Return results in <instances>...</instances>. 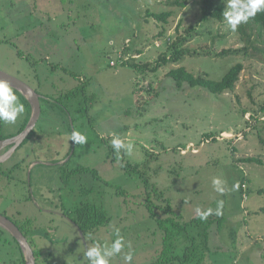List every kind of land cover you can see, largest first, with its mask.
Wrapping results in <instances>:
<instances>
[{"label": "rangeland", "instance_id": "1", "mask_svg": "<svg viewBox=\"0 0 264 264\" xmlns=\"http://www.w3.org/2000/svg\"><path fill=\"white\" fill-rule=\"evenodd\" d=\"M169 1L0 0V71L46 97L36 136L0 166L6 172L0 213L40 252L38 264H87L86 249L110 244L116 229L129 245L130 264H153L163 231L144 207L143 180L122 169L146 160L149 184L184 222L198 216L197 208L215 210L223 201L222 224L210 230L206 250H196L200 264H264V194L258 193L264 189V36L244 24L232 32L225 18L204 22L201 0H186L184 8ZM217 4L229 10L228 0ZM167 12L166 23L147 16ZM179 37L188 38L191 50L237 52L186 56L150 71ZM122 61L143 69L124 68ZM238 64V81L221 95L177 90L167 76L184 67L218 81ZM27 117L25 107L15 124L0 123V131L16 136ZM74 130L86 136L85 144L70 140ZM114 135L133 142L131 155L113 149ZM77 168L90 172L71 173ZM214 177L239 188L220 195ZM84 203L101 206L110 218L85 236L73 222ZM3 231L0 264H20ZM111 264L129 262L122 253Z\"/></svg>", "mask_w": 264, "mask_h": 264}, {"label": "trees", "instance_id": "2", "mask_svg": "<svg viewBox=\"0 0 264 264\" xmlns=\"http://www.w3.org/2000/svg\"><path fill=\"white\" fill-rule=\"evenodd\" d=\"M219 0H201V18L204 22L210 20H217L219 22L223 21L225 18V9L222 4H217ZM169 6L184 8L186 6V0H171L168 2ZM147 16L155 19L157 22L166 23L167 19L171 16L170 12L167 13H150ZM246 26L257 27L258 34L264 36V12L257 13L253 18H250L247 23H243ZM243 27V25L241 24ZM244 28V27H243ZM190 30H186V34L190 37ZM188 41L187 37H179L171 46L168 48L167 56L163 55L154 64L153 68L150 69L152 72H156L161 66L168 64H180L182 59L186 56H201V55H213L214 57H225L236 53L237 51H231L230 49H224L219 53H212L205 51L204 48L201 50H191L185 46ZM130 49L125 50V54L129 52ZM122 67L129 69H143L141 66L136 64H131L129 61H122ZM115 66V65H113ZM242 70L241 65H235L231 67L224 76L218 80H210L207 75L199 74L198 76L193 75L188 72L184 67H179L177 69H171L168 73V78L171 79L177 90L187 87L190 89H202L210 94L221 95L225 92L232 91L236 82L238 81L239 74ZM16 95L21 99L22 103L28 110V117L24 124L20 127L17 134L21 133L25 128L26 124L31 115V106L25 97L13 89ZM39 101L46 100L45 96L39 94ZM42 102H40L41 105ZM264 112V108H263ZM16 134V135H17ZM15 135H3L0 131V140L10 139ZM32 136H36L33 130L30 135L21 143L18 147L20 148L25 143L29 142ZM116 155V154H115ZM157 156V155H156ZM116 157V156H115ZM157 159V157H154ZM115 160V158H114ZM247 160V159H245ZM251 159H248L250 161ZM123 171L129 176H138L139 179L143 180L145 194H144V207L146 208L150 219L155 221L161 231H163L162 249L157 255L155 262L153 264H200L202 254L195 255L198 248H203L206 250V245L208 243L209 232L215 224H222V217L213 213L207 220L202 221L199 217H195L190 222H184L182 218L173 216V208L171 202L164 198L162 192H158L157 187L149 184L147 179L148 172V161L146 160L142 165H132L130 163H125L123 165ZM64 168H61L63 171ZM3 172V171H2ZM77 172H90L83 168H77L71 171V173ZM4 173V172H3ZM91 173L98 179V174L95 170ZM69 181V179H68ZM66 180L65 183L68 184ZM88 192V190L86 191ZM116 192L121 196H125L126 192L116 188ZM259 194H264V189L258 191ZM101 207V206H100ZM96 205H91L90 203H84L81 208L74 210L76 215V220H73L77 228L81 231L82 235H88L95 233L100 228L106 226L110 223V218L107 217V213ZM264 212V211H262ZM5 215V214H4ZM14 222V221H13ZM16 223V222H14ZM17 224V223H16ZM18 226V224H17ZM20 229V228H19ZM4 232L3 230H0ZM22 231V230H21ZM1 236V235H0ZM26 237V236H25ZM12 238V242L7 244H15L16 250L20 253V264H25L24 255L21 251L16 240ZM29 242V241H28ZM30 246L31 243L29 242ZM10 246V245H9ZM35 257V262L38 264V259L40 257V252L33 250Z\"/></svg>", "mask_w": 264, "mask_h": 264}, {"label": "clouds", "instance_id": "3", "mask_svg": "<svg viewBox=\"0 0 264 264\" xmlns=\"http://www.w3.org/2000/svg\"><path fill=\"white\" fill-rule=\"evenodd\" d=\"M228 11H225V20L232 32H236L238 27L247 23L250 18H253L257 13L264 12V0H228ZM24 104L19 101V97L13 91L12 85L5 79L0 78V123L15 124L18 118L24 113ZM224 135H229L225 133ZM86 136L78 131H73L70 140L77 144H85ZM113 149L119 153L121 150L125 154L131 155L134 150V144L131 140L125 138L121 139L119 136L114 135L111 140ZM212 187L215 192L224 195L228 191H235L239 188V184H234L232 189L227 188V181L221 177H214L212 179ZM223 201L217 202L216 209L208 208L202 210L196 209V213L202 221L215 213L216 215L222 214ZM114 239L110 244L96 243L92 247L86 249L84 256L87 258V264H111L114 257L123 253L125 261H132L131 251L124 253V249L129 247L120 230L116 229L114 232Z\"/></svg>", "mask_w": 264, "mask_h": 264}, {"label": "water", "instance_id": "4", "mask_svg": "<svg viewBox=\"0 0 264 264\" xmlns=\"http://www.w3.org/2000/svg\"><path fill=\"white\" fill-rule=\"evenodd\" d=\"M0 78L7 80L12 85L13 89L20 92L30 104L32 110L30 119L27 125L25 126L24 130L17 136L7 139L5 140V142L2 143L6 145H11V148L0 157L1 161H5L12 156V154L16 151L19 145L28 137V135L35 127L41 114V106L39 101V94L27 84L3 71H0ZM0 227L7 231L16 240L21 251L23 252L25 264H36L33 249L31 248L25 236L14 224V222L8 219L6 216L0 214Z\"/></svg>", "mask_w": 264, "mask_h": 264}, {"label": "flooded vegetation", "instance_id": "5", "mask_svg": "<svg viewBox=\"0 0 264 264\" xmlns=\"http://www.w3.org/2000/svg\"><path fill=\"white\" fill-rule=\"evenodd\" d=\"M30 119V118H29ZM29 121V120H28ZM27 125V124H26ZM34 129V128H33ZM24 130V129H23ZM33 131V130H32ZM31 131V132H32ZM20 134V133H19ZM18 135V134H17ZM16 135V136H17ZM30 135V134H29ZM28 135V136H29ZM36 138V137H35ZM5 140H7V139H5ZM5 140H0V157L3 155V154H5L10 148H11V145L10 144H2L3 142H5ZM20 146V145H19ZM7 147V149L6 150H3V153H2V149H4V148H6ZM18 149V148H17ZM16 149V150H17ZM11 158V157H10ZM10 158H8L7 160H5V161H1L0 160V166L2 165V164H4L5 162H7ZM0 175H6V172H2L1 171V169H0ZM0 214H2V215H4L5 213L4 212H1ZM4 216H6V214L4 215ZM16 226H17V224L16 223H14ZM18 227V229L20 228L19 226H17ZM0 229H1V227H0ZM4 230V229H3ZM20 231H21V229H19ZM7 232V231H6ZM8 233V232H7ZM21 233H22V231H21ZM9 234V233H8ZM23 234V233H22ZM10 235V234H9ZM24 235V234H23ZM10 237H12L11 235H10Z\"/></svg>", "mask_w": 264, "mask_h": 264}, {"label": "built area", "instance_id": "6", "mask_svg": "<svg viewBox=\"0 0 264 264\" xmlns=\"http://www.w3.org/2000/svg\"><path fill=\"white\" fill-rule=\"evenodd\" d=\"M111 65H115V64H111Z\"/></svg>", "mask_w": 264, "mask_h": 264}]
</instances>
